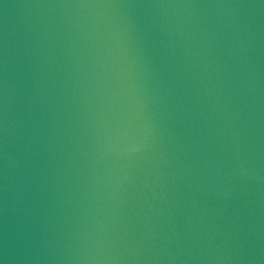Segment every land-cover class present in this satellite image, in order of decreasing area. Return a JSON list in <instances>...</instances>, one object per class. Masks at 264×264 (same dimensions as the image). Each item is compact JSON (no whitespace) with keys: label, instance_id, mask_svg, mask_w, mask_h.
Wrapping results in <instances>:
<instances>
[{"label":"water","instance_id":"obj_1","mask_svg":"<svg viewBox=\"0 0 264 264\" xmlns=\"http://www.w3.org/2000/svg\"><path fill=\"white\" fill-rule=\"evenodd\" d=\"M0 264H264V0H0Z\"/></svg>","mask_w":264,"mask_h":264},{"label":"clouds","instance_id":"obj_2","mask_svg":"<svg viewBox=\"0 0 264 264\" xmlns=\"http://www.w3.org/2000/svg\"><path fill=\"white\" fill-rule=\"evenodd\" d=\"M129 150H132V149H129Z\"/></svg>","mask_w":264,"mask_h":264}]
</instances>
